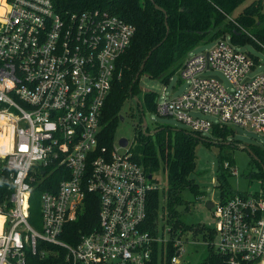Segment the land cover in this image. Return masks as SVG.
Instances as JSON below:
<instances>
[{
    "label": "built area",
    "instance_id": "obj_1",
    "mask_svg": "<svg viewBox=\"0 0 264 264\" xmlns=\"http://www.w3.org/2000/svg\"><path fill=\"white\" fill-rule=\"evenodd\" d=\"M3 1L0 161L10 172V195L0 205V264H189L182 232L172 238L167 227L165 239L166 226L157 234L146 226L150 196L161 189L153 174L122 152L129 144L103 145L104 105L136 26L101 9L61 10L55 0ZM244 47L228 36L188 55L177 70L186 90L157 95L154 113L202 135L230 125L264 133V73L252 75L258 59ZM39 186L45 190L35 227ZM258 191L213 202L214 237L205 244L220 264H264ZM94 206L96 221L85 222Z\"/></svg>",
    "mask_w": 264,
    "mask_h": 264
},
{
    "label": "trees",
    "instance_id": "obj_2",
    "mask_svg": "<svg viewBox=\"0 0 264 264\" xmlns=\"http://www.w3.org/2000/svg\"><path fill=\"white\" fill-rule=\"evenodd\" d=\"M61 10L101 9L123 18L136 26V34L130 47L118 60L119 76L114 81L111 92L103 109V145L111 146L115 140L118 122L121 119L123 103L130 97L139 96L137 81L134 83L140 67L145 62L142 75L168 83L189 53L200 43L217 41L230 37L233 43L257 48L264 45V0H55ZM156 6L161 9H157ZM239 14L235 12L241 8ZM239 33V34H238ZM144 109L155 112L157 94L147 92L140 99ZM142 132V131H140ZM212 135L219 140L221 153L217 170L218 187L221 189L220 200L235 196L225 176L223 152L226 137L231 135L227 127L215 126ZM157 145L143 133L132 151V158L145 168L148 174L156 172L160 166L168 177V189L161 196V191H154L148 204L147 228L157 234L159 222L166 220L175 238L184 230L193 231L196 237H203L209 242L214 237L212 229L205 225L187 226L178 213V206L185 200L183 192H191L197 198L202 195L198 184L191 175L196 168L195 149L199 142L211 146L207 137L187 130L172 132L169 128H157L154 134ZM257 171L250 174L261 183L264 193V148L249 145ZM229 161V160H228ZM226 162L231 167L229 162ZM225 163V164H226ZM10 172L0 161V205L9 202ZM45 190L39 186L35 195ZM35 197V196H34ZM161 200L164 201L161 203ZM166 218L160 219V214ZM97 208H88L85 222L96 221ZM161 220V221H160ZM162 224V223H161ZM83 225V224H81ZM165 226V224H162ZM174 254L169 246L168 258ZM40 264H49L47 262ZM51 264H56L53 262ZM203 264H220V257L209 248V255Z\"/></svg>",
    "mask_w": 264,
    "mask_h": 264
},
{
    "label": "rangeland",
    "instance_id": "obj_3",
    "mask_svg": "<svg viewBox=\"0 0 264 264\" xmlns=\"http://www.w3.org/2000/svg\"><path fill=\"white\" fill-rule=\"evenodd\" d=\"M239 8L234 17H236L241 11ZM217 41L202 42L197 45L189 55L198 54L201 52L212 49ZM244 50L248 53L255 55L258 59V64L254 69L252 75H258L264 73V48H257L252 44H248L244 47ZM227 83V82H226ZM187 88V83L180 80L178 72L169 80L168 83H163L158 79H153L147 75H142L137 81V99H142L143 95L147 92H154L159 97L164 94L172 97L183 93ZM136 97L128 98L122 106L120 116L122 119L118 122L115 140L119 142L120 139L125 138L128 140V147L122 149L124 151H132L138 143V137L143 134L139 131L142 127L141 108L137 102ZM141 102V100H140ZM141 105L143 106L142 102ZM144 115L147 121V129L144 133L146 137L153 140L157 145V140L154 134L157 128H169L172 132L178 130H187L184 123L176 120L171 116H160L156 113L144 109ZM211 121H215L216 117L211 115H201ZM231 135L226 137L227 141L223 146L224 154L228 157L224 159V162L228 161L231 164V168L236 170V174H232L231 168L225 170L226 180L225 182L231 187L235 194L251 195L261 190V183L259 180L252 178L251 173L256 172L258 169L254 163L250 153L242 149L240 145H260L264 148V133H257L250 128H243L240 126L230 125ZM207 137V142H211V146H207L203 142H199L195 149L196 156V168L191 178L198 184V188L202 195L196 197L191 192H183V198L185 203L178 206V213L180 214L181 221L187 226L205 225L213 228L215 226V218L213 216L212 209H208L209 202H219L221 198V189L218 187L217 170L220 165L219 155L221 153V146L218 145L219 140L210 133L204 134ZM1 142V141H0ZM225 162V163H226ZM224 163V166H225ZM154 179L158 181L161 186V196L163 191L168 189V177L163 170V166L153 173ZM164 201L161 200V203ZM166 215L160 214V219ZM41 220V194L37 193L32 201L31 222L35 227H39ZM161 221V220H160ZM164 220L159 222L165 224L164 238L169 239L168 225ZM182 241L184 242L183 260L189 264H202L203 261L209 255V248L205 244L203 237H196L193 231L184 230L182 233ZM199 242L198 244L194 243Z\"/></svg>",
    "mask_w": 264,
    "mask_h": 264
},
{
    "label": "water",
    "instance_id": "obj_4",
    "mask_svg": "<svg viewBox=\"0 0 264 264\" xmlns=\"http://www.w3.org/2000/svg\"><path fill=\"white\" fill-rule=\"evenodd\" d=\"M156 8H157V9H161V8L158 7V6H156ZM238 34H239V33H238ZM151 53H152V51H150L148 57L150 56ZM148 57L144 60L143 64L141 65V67H140V71L138 72V74H137V76H136V79H135L134 83H136V81L139 79L141 73L143 72V70H144V66H145V62H146V60L148 59ZM135 97H136V96H135ZM136 99H137V97H136ZM137 102H138V104H139V106H140V108H141L142 126H143L144 130H146L147 127H148V125H147V121H146L145 115H144V113H143V108H142V105H141V102H140L139 99H137ZM121 119H122V117H121ZM156 132H157V130H156ZM119 143H120L121 146H123V147H127V145H128V140L125 139V138H122V139L119 140ZM217 144H219V143H217ZM225 144H229V143H225ZM240 146H241L242 149L247 150L251 155H253L251 149H249L248 146H245V145H240ZM213 206H214V203H213V202H209L208 205H207L208 209H210V210L213 208Z\"/></svg>",
    "mask_w": 264,
    "mask_h": 264
},
{
    "label": "bare ground",
    "instance_id": "obj_5",
    "mask_svg": "<svg viewBox=\"0 0 264 264\" xmlns=\"http://www.w3.org/2000/svg\"><path fill=\"white\" fill-rule=\"evenodd\" d=\"M6 11V7L4 5V1L0 0V17L4 15V12ZM0 149L2 146L5 145V138L3 135L0 134ZM3 221H4V217L2 215H0V233H1V229H2V225H3Z\"/></svg>",
    "mask_w": 264,
    "mask_h": 264
}]
</instances>
